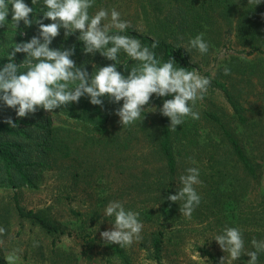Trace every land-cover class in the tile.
<instances>
[{"label": "rangeland", "instance_id": "rangeland-1", "mask_svg": "<svg viewBox=\"0 0 264 264\" xmlns=\"http://www.w3.org/2000/svg\"><path fill=\"white\" fill-rule=\"evenodd\" d=\"M28 1L24 0L27 5ZM40 3L43 4V0ZM100 8L108 9L109 13L113 8L119 11L121 19L130 22V28H133L142 45L145 40H153L149 34L148 18L153 13H159L155 4L151 5L148 0H102L94 7L92 15ZM169 8V5H165L163 10ZM9 9V15H12L11 5ZM18 26L23 27V21ZM225 27H229V23L224 19L213 23V32L207 37L209 50L206 54L191 48L188 41L184 46L191 52V62L202 76L211 74L213 78H220V70L232 63L233 68H236L232 75L237 78L238 88L242 90L241 100L243 103L250 102L253 108V126L249 129L240 126L233 119V109L224 94L217 88L209 87L203 99L197 100L193 108L199 113V119L185 117L183 124L173 130L178 162L173 183L174 194L182 187L180 177L187 174L188 168H198L202 181L195 186L201 200L191 217L181 214L180 207L184 202L177 201L176 213L166 221L160 220V185L155 180L160 173L165 174L167 171L165 163L153 153L144 137L134 140L129 148L119 151V154L100 153L96 148L82 149L72 175L60 169L46 170L40 176L37 188L0 186V227L6 229L5 235L0 236V240H3L0 244V264H7L5 257L17 248L22 249L17 264H126L119 252L100 236L101 232L113 227L115 218L104 215L110 201H120L126 209L138 212L139 220L143 223L142 238L122 248L132 264H220L222 257L224 264L248 261L244 255L236 261L232 260L214 237L222 234L227 227L221 221H237V227L247 232L255 228L254 221L244 224L240 218L246 214L253 217L263 210L260 196L264 192V173L260 184H257L254 178L244 173L239 166L236 167L222 139L221 129L206 113L216 114L238 137L253 142L251 156H258L260 142L264 141V55L258 52L250 54L249 49L246 53H240L243 47L235 36H231L233 40L224 39L217 31H224ZM74 36L78 37L79 31ZM63 37L64 31H61L50 47L69 48L61 41ZM92 56L95 60V54ZM4 59L7 58L0 56V63L5 64ZM91 62L89 66L97 65L96 61ZM248 66L251 71L249 81L248 71L243 73ZM152 97L157 96L153 94ZM160 98L164 101L173 97ZM162 106L152 105L145 107V110L157 116ZM59 124L56 121L55 125ZM120 143H125L124 136ZM254 160L262 162L258 157ZM224 188L231 190L233 199L222 196ZM16 195L23 207L43 213L59 225L63 233L52 235L29 221L21 220L16 213ZM159 230L165 234L161 263L155 259L150 239L151 234ZM91 238L96 241L92 249L87 242ZM34 241H38V246H33Z\"/></svg>", "mask_w": 264, "mask_h": 264}, {"label": "trees", "instance_id": "trees-1", "mask_svg": "<svg viewBox=\"0 0 264 264\" xmlns=\"http://www.w3.org/2000/svg\"><path fill=\"white\" fill-rule=\"evenodd\" d=\"M102 0H95L93 7L89 9V14H93L94 7ZM149 3L156 5L158 14H151L148 18L150 21L149 34L153 40H145L144 46L154 51L157 59L167 61L169 57L175 59L176 67H184L187 71H191L196 66L191 62V52L184 46L185 42L190 41V37H195L200 33L204 34V40L213 32L211 27L213 23L219 19H224L229 23V27L217 29L222 38L233 40L241 44L243 50L240 53H246L247 49L250 54L258 52L264 55V1L256 5L248 3V0L237 2V0H148ZM165 5L170 8L163 10ZM28 6L33 7V17L43 19L42 13L47 11L44 4L38 0L37 4L32 5V0L28 1ZM162 6V7H161ZM30 14L29 18H32ZM152 16V17H151ZM12 15L6 17V24L0 27V56L5 58L9 47L13 41L16 43L27 42L33 36L38 35V25L35 23L30 27H14L11 21ZM45 24L52 21L43 20ZM235 22V24H234ZM234 25V26H233ZM61 31H65L63 28ZM25 33L21 35L20 33ZM126 35L137 37L133 28L126 30ZM63 44L68 47L75 46V54L71 57L77 66L84 65L86 70L91 74L97 69L88 63L92 60L97 62V67L107 66L114 63L99 52L93 54H85L83 52V43L76 36L70 35L67 39L61 38ZM154 41H158V47L151 49ZM111 46V45H109ZM24 53H17L15 63L19 64L24 58ZM7 58V57H6ZM92 59V60H91ZM121 64L117 70L124 75H128L131 67L139 64V61L132 60L123 50L118 54ZM6 63L7 59H4ZM237 60V59H236ZM84 61V62H83ZM85 61H87L85 63ZM92 63V62H91ZM4 63H0L2 68ZM249 66H252L249 64ZM244 68L243 73H247L249 77L251 71ZM230 74L225 75L224 69L220 70V78H213L211 74V84L209 87L219 89L234 112V120L244 128H251L253 120L251 117L250 102L243 103L241 98L242 90L238 88L239 82L232 72V63L227 66ZM252 68V67H251ZM242 74V75H245ZM249 81V78L247 79ZM103 107L92 105L90 98L81 97L79 102H73L66 107L53 110V112L38 109L34 114L26 117H17L15 109L8 108L0 102V186L13 189L37 188V182L44 171H69L72 175L76 169V162L80 156L81 150H89L96 148L100 153L104 151L112 153H120L124 149L130 147L134 140H140L144 137L151 145L152 151L162 162L165 163L167 173L159 174L155 180L160 185V220L166 221L176 213V202L169 201L167 197L174 195L173 186L176 174L178 172V162L174 148V132L169 128L170 119L158 112L157 116L152 115L147 110L142 112L143 121H136L129 126H122L120 118L115 115V110L120 108V103H112L107 96L102 97ZM163 99L160 97H151L150 102L145 107L163 105ZM264 115V108H262ZM206 116L215 123L222 131V139L229 148L233 156L236 167L239 166L244 173L254 178L257 184H260L264 173V141H261L260 154L251 156L253 142H247L245 138L238 137L227 124L216 114L207 112ZM11 117L17 127L12 128L4 121ZM56 121L60 124L55 125ZM119 124V125H118ZM118 126V127H116ZM124 136V144L121 145V137ZM259 142V141H258ZM257 148V147H256ZM259 158L262 162H256L255 158ZM68 162V164H66ZM74 174V173H73ZM75 175V174H74ZM76 177L78 174L75 175ZM151 178V177H150ZM153 182V183H155ZM151 187V184L149 185ZM226 198L233 199L234 195L230 189L222 190ZM261 206H264V192L260 196ZM231 206L233 204H230ZM16 213L21 220H26L34 225L39 226L42 230L52 235H60L63 230L59 225L53 223L49 218L41 212L27 210L19 201L18 195L15 197ZM244 224L248 221H254L255 228L250 232L241 229L245 242V251H254L252 240H264V208L258 214H246L240 218ZM252 220V221H251ZM227 227H237V221L224 222ZM152 248L154 250L155 259L158 263L162 261V252L164 249L165 234L162 230L151 234ZM90 249L94 247L95 239L91 238L87 241ZM110 246L119 252V256L126 262L132 264L121 247L116 244ZM119 247V248H118ZM246 259H250L244 255ZM237 264H246L237 263ZM258 264H264V252L258 255Z\"/></svg>", "mask_w": 264, "mask_h": 264}, {"label": "clouds", "instance_id": "clouds-1", "mask_svg": "<svg viewBox=\"0 0 264 264\" xmlns=\"http://www.w3.org/2000/svg\"><path fill=\"white\" fill-rule=\"evenodd\" d=\"M37 2L38 0H32V5ZM94 2L95 0H43L47 11L42 13L43 19H37L32 15L34 8L29 7L24 0H0V27L6 24L9 5L11 21L16 31L21 21L26 27L33 23L38 25V35L27 42L16 43L12 38V45L6 55L8 62L0 68V102L15 109L17 117L23 118L40 108L53 112L73 102L78 103L84 96L90 98L92 105L103 107L102 97L107 96L112 103L123 101L122 106L115 110V115L120 118L122 126H129L138 120L143 121L145 116L142 117L141 114L155 94L157 97H173L164 100L160 108V113L170 119L171 130L175 131L177 125H182L185 117L199 119V113L193 108L197 100H202L208 91L211 77L202 76L195 68L187 71L184 67H176V61L172 57L167 61L157 59L155 52L142 45L140 39L123 34L131 24L122 20L121 13L115 8L110 13L108 9L100 8L94 15H90L89 9ZM250 2L256 6L261 0H248ZM43 20L52 22L45 24ZM61 28L65 30V39L79 31L77 39L83 43L85 54L94 55L99 52L114 63L103 67L94 64L93 69H97L94 74L93 71L90 74L83 64L77 66L71 58L75 54V46L50 47ZM158 43L154 41L151 49L157 48ZM189 44L201 54H206L209 50L203 33L191 39ZM121 50L132 60L140 62L131 67L128 75L117 70L119 65L128 70L118 59ZM17 53L26 54L19 64L15 63ZM224 74H230L228 67L224 68ZM4 122L12 128L17 127L11 117ZM186 172V175L180 177L182 187L167 199L172 202L183 201L180 212L190 218L201 200L195 186L202 181L199 179L198 168L191 167ZM104 215L115 218L113 227L100 233L107 244L124 248L142 238L140 234L143 223L139 220V213L126 209L122 202L110 201ZM5 233L6 229L0 227V236ZM214 240L234 261L242 255L250 257L246 264H258V255L264 252V240L256 239L252 240L255 250L245 252L242 231L238 227H225L223 233L216 235ZM2 243L3 240H0V244ZM33 246H38V241H34ZM21 252L22 249L17 248L9 253L5 257L7 264H17ZM220 264H224V257Z\"/></svg>", "mask_w": 264, "mask_h": 264}]
</instances>
